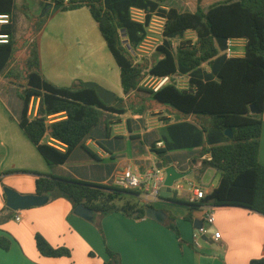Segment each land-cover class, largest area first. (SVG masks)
I'll use <instances>...</instances> for the list:
<instances>
[{
  "label": "trees",
  "instance_id": "16d2710c",
  "mask_svg": "<svg viewBox=\"0 0 264 264\" xmlns=\"http://www.w3.org/2000/svg\"><path fill=\"white\" fill-rule=\"evenodd\" d=\"M169 1L40 0L43 6L54 5L60 10L86 7L119 69L122 93L144 91L183 117L167 127L165 149H154V144L152 149L159 157L169 151L190 149H199L200 157L210 155L201 163L214 169L220 180L198 206L239 207L264 216V167L257 159L264 111V0H221L206 9L200 6L204 0H196L193 12L167 6ZM131 7L143 9L147 22L154 13L165 19L162 44L156 48V59L150 65L134 63L121 38L123 34L130 48L136 49L146 36V26L130 20ZM14 9L15 0H0V14L11 17L9 25L0 27V33L9 36V42L0 45V76L21 88L19 126L27 138L49 166L62 165L76 147L82 146L102 114L123 116L127 108L117 95L107 105L94 89L51 84L40 74L37 51L30 46L27 71L21 77L14 75L16 78L9 73L16 33ZM43 20L41 17V24L33 25L34 31L42 28ZM187 32L193 33L195 39H186ZM232 39L244 41L242 57L227 55L228 41ZM148 76L167 81L156 91L143 90L141 83ZM179 79L187 80L186 89L178 87ZM31 100H38L35 115L29 113ZM58 115L63 119L51 122ZM189 116L193 118L185 121ZM226 130L231 131L232 138L225 136ZM139 194L62 177L40 176L35 180V195L47 196L49 201L64 198L73 210L80 205L89 209L91 221L100 233L98 219L109 214L144 218L148 206H141L130 197ZM169 200L180 202L174 196ZM12 214L10 211L6 219ZM185 220H190V216ZM173 221L169 216L165 226L178 238ZM34 240L43 257L71 256L70 250L50 246L39 234ZM10 247L11 240L0 235V249L8 251ZM106 254L104 264H120L117 253L106 250ZM249 264H264V258Z\"/></svg>",
  "mask_w": 264,
  "mask_h": 264
},
{
  "label": "crops",
  "instance_id": "0c3cea01",
  "mask_svg": "<svg viewBox=\"0 0 264 264\" xmlns=\"http://www.w3.org/2000/svg\"><path fill=\"white\" fill-rule=\"evenodd\" d=\"M37 1L42 7L40 0ZM47 7H50L49 12L59 10L54 5ZM12 21L16 25L15 14ZM46 26L47 23L40 35ZM187 34H191L190 39H195L191 32L185 33L186 39H189ZM229 42L231 46L227 55L242 57L244 41L232 39ZM38 65L41 68L42 61ZM73 84L79 83L74 80ZM177 85L186 89L187 80L179 79ZM7 86L16 87L0 76V88ZM117 96L123 100L126 113L123 116L102 114L99 124L64 164L49 166L19 126L22 101L19 99L21 104L17 110L16 105L12 106L11 95L7 98L5 92L0 93V235L11 240L8 251L0 249V264H104L106 250L117 253L120 264H249L251 260L264 258L263 215L239 207L198 206L200 201L192 203L195 207L187 204L191 203V190L190 187L184 190L181 181L185 180L188 186L191 182L201 185L200 178L212 172L213 181L206 184L208 187L202 186L206 195L219 183L220 178L217 185L213 184L218 173L201 163L210 159L209 154L200 157L199 149H190L169 151L159 157L152 149L153 144L154 149H165L167 127L182 121L183 117L165 107L146 110L145 102L151 98L144 91L123 94L121 90ZM37 106L38 100H31L29 113L35 115ZM192 118L189 116L185 121ZM60 119L63 116L58 115L51 122ZM261 120L257 159L264 167V111ZM170 166L179 173H188L174 184L169 197L174 196L179 203L158 195L155 199L152 197L155 173L164 172ZM126 169L143 178L150 174L144 179L145 184L138 191L140 194L130 197L139 200L137 203L141 206L163 211L167 216L163 224L146 217L113 213L98 219L100 233L91 220L75 215L72 205L64 198L48 200L42 206L22 211H12L5 203L4 188L21 195H35V180L40 176L114 186L116 178ZM176 186L181 189L176 190ZM146 195L152 198L147 205L143 202ZM10 211L13 214L6 219ZM209 212L214 218L212 225L206 222ZM17 215L20 216L19 222L15 221ZM169 216L174 219L178 238L165 226ZM187 216L190 220H185ZM202 230L206 233L199 236L197 246L193 235ZM215 232L220 233V239L212 238ZM36 234L54 248H67L71 256L43 257L35 246Z\"/></svg>",
  "mask_w": 264,
  "mask_h": 264
},
{
  "label": "rangeland",
  "instance_id": "374dc122",
  "mask_svg": "<svg viewBox=\"0 0 264 264\" xmlns=\"http://www.w3.org/2000/svg\"><path fill=\"white\" fill-rule=\"evenodd\" d=\"M217 1L221 0H204L200 6L206 9ZM166 5L179 11L193 12L197 2L196 0H170ZM47 8V5L39 7L37 0H15L14 14L17 21L14 54L7 71L16 77H21L27 71L26 54L27 48L30 46L37 51L38 64L40 61L41 65L42 61L43 66L39 67V72L42 69L40 74L48 82L54 83L55 86L74 88L85 83H92L103 89L106 88L105 90H109L110 93L119 95L121 91L119 69L105 46L98 27L87 8L79 6L71 10L59 9L57 12H49ZM41 17L44 19L42 27L47 23L45 31L41 33L42 38L40 35L42 28L37 31L33 29V25L41 24L39 21ZM186 37L190 39L191 34H187ZM121 38L123 43H126L123 34ZM32 41L35 43L31 45ZM144 59L146 60L144 61ZM144 59L139 63L150 65L156 59L155 52ZM74 80L79 84L74 85ZM156 84L153 80L144 79L141 87L143 90H152ZM2 92L7 94V98L11 95L12 106L16 105L18 110L21 104L19 100L21 88L18 85L14 88L7 86L0 88V93ZM32 104L34 108L35 102ZM145 104L146 110L150 111L164 107L171 109L169 106L159 104L152 99L147 100ZM212 176V172L202 176L201 181H199L201 186L208 187L209 185L206 186V184L213 181ZM219 178L220 175L216 174L214 185H217ZM181 183L184 190H188L187 182L183 180Z\"/></svg>",
  "mask_w": 264,
  "mask_h": 264
},
{
  "label": "built area",
  "instance_id": "2783aa9c",
  "mask_svg": "<svg viewBox=\"0 0 264 264\" xmlns=\"http://www.w3.org/2000/svg\"><path fill=\"white\" fill-rule=\"evenodd\" d=\"M67 1V0H65ZM129 18L132 22L144 25L146 26V36L142 40V42L137 46L136 49H131L130 46L127 48L128 52L130 53L131 57L133 58L134 63H139L142 59L149 57L152 55L156 48L162 44V34H163V27L165 23L164 17L160 16L159 14H152L150 16V19L146 20L147 13L143 9H139L136 7H131L129 9ZM11 23L10 16L8 14H0V27L1 26H7ZM9 42V36L4 33H0V45L7 44ZM230 42L228 41V49L227 53L230 52ZM145 79H150L155 81L157 84L153 88V91H156L163 83L167 81V78H153V77H146ZM52 118V117H50ZM157 146H160V144H157ZM150 176L147 175L146 177H141L140 175L132 172L129 169H126L120 175L116 178L114 186L126 190V191H133L137 192L140 191L143 188V185L145 184L144 179H148ZM164 172L158 171L154 175V194L152 195L153 199H155L156 195H158V189L163 181ZM190 190H191V198L190 202L193 203L195 201H200L203 199L206 194L203 189V187L198 184L191 182L189 184ZM176 190L181 189L180 186H176ZM143 202L145 205L150 204L152 202V198L149 199L148 195L144 196ZM15 221H20V216L17 215L15 217ZM206 222L208 224H213L214 218L212 212H209L206 215ZM206 231L202 230L200 233L196 232L193 235V241L195 245L198 246V239L201 234H205ZM214 240L220 239V233L215 232L212 236Z\"/></svg>",
  "mask_w": 264,
  "mask_h": 264
},
{
  "label": "water",
  "instance_id": "95a60500",
  "mask_svg": "<svg viewBox=\"0 0 264 264\" xmlns=\"http://www.w3.org/2000/svg\"><path fill=\"white\" fill-rule=\"evenodd\" d=\"M50 8V7H49ZM47 8V11L48 9ZM127 48L129 45L127 41H125ZM85 88L94 89L98 95V97L105 103L110 104L115 95L113 93L108 92L107 90L103 89L102 87L92 84V83H85L83 84ZM252 111H255L251 108ZM225 136L228 138H232V133L230 130H226L224 132ZM188 173H179L173 166L167 167L164 169V179L158 189V197L167 199L171 196L173 186L176 182L184 179ZM5 203L7 208L12 211H22L32 207H38L46 204L48 202L47 196H37V195H21L16 191L4 188L3 189ZM75 215L85 219L91 220L93 215L92 212L84 206H78L74 209ZM145 217L151 219L159 224H163L167 218L166 214L163 211L156 210L152 206H149L145 211Z\"/></svg>",
  "mask_w": 264,
  "mask_h": 264
}]
</instances>
